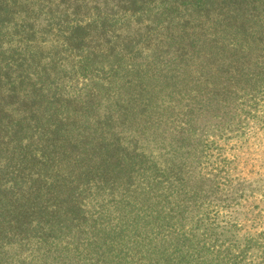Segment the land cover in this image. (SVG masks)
Returning a JSON list of instances; mask_svg holds the SVG:
<instances>
[{
	"label": "trees",
	"instance_id": "16d2710c",
	"mask_svg": "<svg viewBox=\"0 0 264 264\" xmlns=\"http://www.w3.org/2000/svg\"><path fill=\"white\" fill-rule=\"evenodd\" d=\"M250 123L264 0H0V264H264Z\"/></svg>",
	"mask_w": 264,
	"mask_h": 264
},
{
	"label": "rangeland",
	"instance_id": "374dc122",
	"mask_svg": "<svg viewBox=\"0 0 264 264\" xmlns=\"http://www.w3.org/2000/svg\"><path fill=\"white\" fill-rule=\"evenodd\" d=\"M247 128L240 129L235 133L237 137L227 143L219 141V145L226 148L235 145V142L242 145L238 150L229 151L228 155L236 157L239 178L247 186V193L252 191L254 199L250 200L251 205H258L264 210V127L251 124Z\"/></svg>",
	"mask_w": 264,
	"mask_h": 264
}]
</instances>
